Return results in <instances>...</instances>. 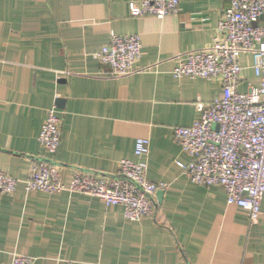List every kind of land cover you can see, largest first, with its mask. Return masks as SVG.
Instances as JSON below:
<instances>
[{
	"label": "crops",
	"instance_id": "obj_1",
	"mask_svg": "<svg viewBox=\"0 0 264 264\" xmlns=\"http://www.w3.org/2000/svg\"><path fill=\"white\" fill-rule=\"evenodd\" d=\"M128 1L0 0V170L18 180L0 194V264L12 253L35 264H264V195L252 223L222 186L181 173L177 162L190 158L172 136L197 117V100L220 93L218 81L175 78L173 57L208 44L228 0H179L164 17L132 16ZM111 33L140 36V70L109 76L95 53ZM246 81L258 83L249 68L241 91ZM50 107L61 118L53 163L63 183L76 170L115 173L119 160H137L135 139L149 138L147 178L165 183L152 215L132 221L98 197L25 190L31 159L48 155L37 135Z\"/></svg>",
	"mask_w": 264,
	"mask_h": 264
},
{
	"label": "built area",
	"instance_id": "obj_2",
	"mask_svg": "<svg viewBox=\"0 0 264 264\" xmlns=\"http://www.w3.org/2000/svg\"><path fill=\"white\" fill-rule=\"evenodd\" d=\"M210 41L174 55L172 74L218 81L220 93L210 101L197 100V117L189 126H174L172 136L189 156L186 163L177 162L191 182L203 187L220 185L227 202L247 210L255 223L261 214L264 195V0H228ZM132 16L164 17L180 11L179 0H129ZM141 39L134 34L111 33L109 41L95 53L99 62L109 67V76L125 77L138 70ZM249 55L245 66L241 58ZM251 69L257 84L246 81L239 89L242 72ZM61 118L55 107L47 110L37 135L41 148L48 154L32 158L24 181L26 191L46 193L66 191L98 197L106 206L119 205L126 219L137 221L153 214L152 197L165 186L147 178L142 157L149 152L148 137L134 143L137 160L121 159L116 172L101 175L76 170L63 183L53 163L60 145ZM18 180L0 170V194H10ZM36 258L12 253L10 264H35ZM55 264H72L56 258Z\"/></svg>",
	"mask_w": 264,
	"mask_h": 264
},
{
	"label": "water",
	"instance_id": "obj_3",
	"mask_svg": "<svg viewBox=\"0 0 264 264\" xmlns=\"http://www.w3.org/2000/svg\"><path fill=\"white\" fill-rule=\"evenodd\" d=\"M161 196H162V190H158V191L156 192V197L158 198V200L161 199Z\"/></svg>",
	"mask_w": 264,
	"mask_h": 264
}]
</instances>
